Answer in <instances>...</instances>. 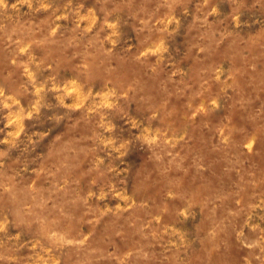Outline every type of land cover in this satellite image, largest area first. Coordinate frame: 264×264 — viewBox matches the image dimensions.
<instances>
[{
    "label": "rangeland",
    "instance_id": "obj_1",
    "mask_svg": "<svg viewBox=\"0 0 264 264\" xmlns=\"http://www.w3.org/2000/svg\"><path fill=\"white\" fill-rule=\"evenodd\" d=\"M0 264H264V0H0Z\"/></svg>",
    "mask_w": 264,
    "mask_h": 264
}]
</instances>
